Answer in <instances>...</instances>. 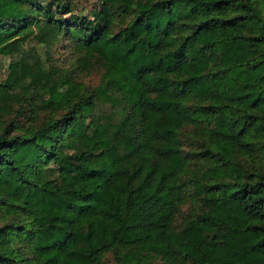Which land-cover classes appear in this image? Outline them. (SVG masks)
<instances>
[{"label": "trees", "instance_id": "obj_1", "mask_svg": "<svg viewBox=\"0 0 264 264\" xmlns=\"http://www.w3.org/2000/svg\"><path fill=\"white\" fill-rule=\"evenodd\" d=\"M0 57V264H264V0H0Z\"/></svg>", "mask_w": 264, "mask_h": 264}, {"label": "rangeland", "instance_id": "obj_2", "mask_svg": "<svg viewBox=\"0 0 264 264\" xmlns=\"http://www.w3.org/2000/svg\"><path fill=\"white\" fill-rule=\"evenodd\" d=\"M85 5L89 6L90 3L88 2ZM79 8L82 9V7H79ZM62 56L66 58L70 56L69 51H68V54L67 52L64 51ZM8 61L9 59H7V57H4V58L0 57V78L4 77L7 73ZM83 80L90 86H96L100 81V75L98 73L85 74L83 76Z\"/></svg>", "mask_w": 264, "mask_h": 264}]
</instances>
